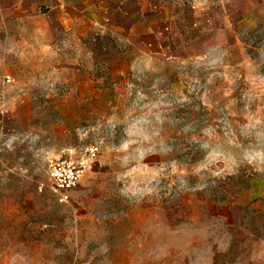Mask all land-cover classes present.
<instances>
[{
    "label": "rangeland",
    "instance_id": "obj_1",
    "mask_svg": "<svg viewBox=\"0 0 264 264\" xmlns=\"http://www.w3.org/2000/svg\"><path fill=\"white\" fill-rule=\"evenodd\" d=\"M203 2L167 0L147 57L112 80L14 79L0 108V260L217 264L234 251L220 204L264 177V1ZM93 143L58 205L47 160Z\"/></svg>",
    "mask_w": 264,
    "mask_h": 264
},
{
    "label": "crops",
    "instance_id": "obj_2",
    "mask_svg": "<svg viewBox=\"0 0 264 264\" xmlns=\"http://www.w3.org/2000/svg\"><path fill=\"white\" fill-rule=\"evenodd\" d=\"M246 1L232 0L255 7ZM166 4L167 0H0V82L4 76L14 82L22 77L65 80L69 74L96 78V83L112 80L111 69L117 64L125 68L136 62L138 51L141 58L147 57L156 33L164 28L157 19L165 15ZM248 12L256 11L244 10ZM94 91L97 103L105 90L96 86ZM194 198L190 208L198 209L202 199L198 194ZM220 205L226 213L219 217L231 228L228 245L234 251L217 264H264V177L249 178ZM0 261L8 264L4 256Z\"/></svg>",
    "mask_w": 264,
    "mask_h": 264
},
{
    "label": "built area",
    "instance_id": "obj_3",
    "mask_svg": "<svg viewBox=\"0 0 264 264\" xmlns=\"http://www.w3.org/2000/svg\"><path fill=\"white\" fill-rule=\"evenodd\" d=\"M13 80L10 76H4L0 82V108L4 101L6 87L11 85ZM100 153V146L97 143L91 144L81 157H72L67 153H60L50 157L46 164L47 188L54 196L58 205L67 204L71 192L79 185L87 169L97 159ZM40 185L38 192L43 191Z\"/></svg>",
    "mask_w": 264,
    "mask_h": 264
}]
</instances>
